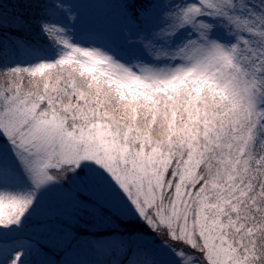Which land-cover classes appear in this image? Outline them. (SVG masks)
Instances as JSON below:
<instances>
[{
  "label": "snow or ice",
  "instance_id": "obj_1",
  "mask_svg": "<svg viewBox=\"0 0 264 264\" xmlns=\"http://www.w3.org/2000/svg\"><path fill=\"white\" fill-rule=\"evenodd\" d=\"M0 264H264V0H0Z\"/></svg>",
  "mask_w": 264,
  "mask_h": 264
},
{
  "label": "rangeland",
  "instance_id": "obj_2",
  "mask_svg": "<svg viewBox=\"0 0 264 264\" xmlns=\"http://www.w3.org/2000/svg\"><path fill=\"white\" fill-rule=\"evenodd\" d=\"M112 2H115L114 0H112ZM11 10V9H10Z\"/></svg>",
  "mask_w": 264,
  "mask_h": 264
},
{
  "label": "trees",
  "instance_id": "obj_3",
  "mask_svg": "<svg viewBox=\"0 0 264 264\" xmlns=\"http://www.w3.org/2000/svg\"><path fill=\"white\" fill-rule=\"evenodd\" d=\"M115 1V0H114Z\"/></svg>",
  "mask_w": 264,
  "mask_h": 264
}]
</instances>
